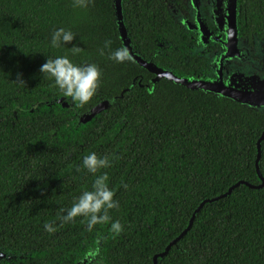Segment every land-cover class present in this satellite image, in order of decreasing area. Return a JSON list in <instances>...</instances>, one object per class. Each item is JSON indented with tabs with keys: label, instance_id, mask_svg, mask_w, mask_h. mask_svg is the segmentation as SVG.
I'll list each match as a JSON object with an SVG mask.
<instances>
[{
	"label": "trees",
	"instance_id": "16d2710c",
	"mask_svg": "<svg viewBox=\"0 0 264 264\" xmlns=\"http://www.w3.org/2000/svg\"><path fill=\"white\" fill-rule=\"evenodd\" d=\"M183 1L120 0L125 46L114 0H89L86 9L74 0H0V252L10 257L0 264H153L203 201L156 264H264V185L255 165L264 179V106L157 77L222 81L204 78L210 60L191 52L189 30L174 19ZM233 1L234 37L248 62L237 73L264 79V0ZM60 28L75 39L54 48ZM73 46L83 51L74 55ZM121 47L131 60L110 58ZM58 56L103 73L83 107L40 71ZM93 152L111 161L97 175L108 174L119 207L92 231L83 217L61 226L92 190L96 176L82 162ZM238 181L259 187L239 184L210 201ZM117 220L124 231L113 238ZM46 222L57 231L47 232Z\"/></svg>",
	"mask_w": 264,
	"mask_h": 264
},
{
	"label": "clouds",
	"instance_id": "9594fccd",
	"mask_svg": "<svg viewBox=\"0 0 264 264\" xmlns=\"http://www.w3.org/2000/svg\"><path fill=\"white\" fill-rule=\"evenodd\" d=\"M89 0H74L73 7L87 8ZM75 35L70 30L64 28L57 29L52 34L51 44L54 48L61 47L62 44H70L74 41ZM111 41H105L104 47L110 48ZM18 46V45H17ZM19 47V46H18ZM72 53L79 54L83 49L79 46L71 48ZM100 55H104V49L99 50ZM110 58L118 63H123L132 59L129 50L121 47L111 53ZM44 78L54 80L55 86L65 98H70L76 107H83L88 104L96 95L101 86L103 73L96 64L77 65L67 56H58L55 59H48L40 68ZM23 83V81H18ZM83 168L96 176L92 184V190H85L75 200L66 215L60 217L61 226L68 222H74L77 217H83L87 223L88 231H92L96 225H103L110 222V210L117 209L119 202L114 199L115 191L109 188L108 174L102 169L111 166V161L107 155L100 157L95 152L83 158ZM128 187L127 184L124 185ZM44 228L49 233H54L57 228L52 223H45ZM110 234L113 238L119 236L123 231V225L119 220L112 222ZM98 253H92L95 256Z\"/></svg>",
	"mask_w": 264,
	"mask_h": 264
},
{
	"label": "flooded vegetation",
	"instance_id": "af4514ba",
	"mask_svg": "<svg viewBox=\"0 0 264 264\" xmlns=\"http://www.w3.org/2000/svg\"><path fill=\"white\" fill-rule=\"evenodd\" d=\"M203 1L205 2L204 5H202ZM203 1L202 0L198 1L200 5L199 8H201L202 14L204 16L207 15V17L203 18L204 20H206V18L211 17V19L214 21V22L211 21L209 23L210 29L208 27L207 29L210 31L214 29L213 31L214 34L216 35V38L211 36L207 38V40H203L199 36L200 31L190 30L184 25V23L182 22L184 15L186 13L192 15V8L187 0L183 1L184 2L183 7H178L177 9L173 10V16L174 19L181 26L189 30L190 36L193 40V45H191L192 47L191 52H194L199 56H204L208 60H210L209 67L207 68L210 69L211 74L210 75L203 74L204 78L208 77L209 79H216L218 78L219 75H222V81L224 82V84H227L226 81L229 79V76L231 77L235 72H237V70L239 71L243 69L248 62L245 61L246 57L243 55V50L240 48V40H237L236 37H234V42L231 45V47L226 46V44L228 43V38L225 39V36L227 33L223 32L224 25L219 23L216 17L217 14L223 13L224 11L223 5H221L222 2H220L219 0H203ZM232 2L234 1L232 0ZM216 25L218 27H221L220 28L221 32L218 30ZM232 32L233 35H235L234 27H232ZM213 62H215L217 66H215V64L211 66ZM9 259H10L9 255H6V257H4V255L3 256L1 255L0 261L2 260L9 261Z\"/></svg>",
	"mask_w": 264,
	"mask_h": 264
},
{
	"label": "water",
	"instance_id": "95a60500",
	"mask_svg": "<svg viewBox=\"0 0 264 264\" xmlns=\"http://www.w3.org/2000/svg\"><path fill=\"white\" fill-rule=\"evenodd\" d=\"M114 2H115V6H116V18H117V21L119 24V31H120L121 39H122L123 44L125 46H127L128 43H127V40L125 38L124 28H123V25L121 22L120 0H114ZM140 63L144 64V62H142V61H140ZM156 72H157V76L170 77V78L176 80L177 82L186 85L187 87H189L191 89L192 88H200L204 91H212L218 95L229 97V98L237 100L241 103L247 104L248 106H250L252 108L264 106V79H261L260 77H258L256 75H251V77L244 79V83H246V82L248 83V85L246 86V88H248V90L243 91V92H239L240 91L239 88H235V87L231 86V84H228V83L223 84L221 80H217L214 82L194 80V81L189 82L186 80L177 79L174 76H171V75L166 74V73H162L159 71H156ZM104 106H106V105L102 104L101 106H98V107L94 108L93 110H91L90 114L85 116V119H88L91 116H93L94 114L98 113L101 110V108ZM255 165H256L257 174L262 179V183L259 186H262V185H264V179L262 178V176L258 170L257 163ZM239 184H245V185L250 186V187H259V186H253V185H251L245 181H238L225 194L219 195V196L211 199L210 201L217 200V199L229 194L231 192V190ZM204 202L205 201L201 202V204L196 208V210L193 213L192 217L190 218L189 223L186 226V228L183 231H181V233L177 237H175L173 240H171L162 252L153 256V264H156V258L158 256L165 255L169 251L170 247L177 240H179L183 235H185L186 232L191 228L195 213L200 209V207L202 206V204Z\"/></svg>",
	"mask_w": 264,
	"mask_h": 264
},
{
	"label": "rangeland",
	"instance_id": "374dc122",
	"mask_svg": "<svg viewBox=\"0 0 264 264\" xmlns=\"http://www.w3.org/2000/svg\"><path fill=\"white\" fill-rule=\"evenodd\" d=\"M189 2V5L192 8V15L189 14H185L183 17L182 22L184 23V25L190 29V30H196V31H200L199 36L201 39L203 40H207V38L209 37H214L216 38V35L214 34V29L213 30H208L207 27L209 28V23L211 21H213L210 18H206V20H204V17H207V15H203L200 5H199V0H187ZM203 1V0H202ZM220 2H222L221 5H223V13H219L216 15L219 23L224 25V31L226 34L225 39L228 38V43L226 44V46L231 47V45L234 42V35L232 32V27H233V14H234V2H232V0H219ZM205 2L203 1L202 5H204ZM195 13V14H194ZM214 22V21H213ZM215 24V23H214ZM217 26V25H216ZM218 30L220 31L221 27H218ZM210 29V28H209ZM221 32V31H220ZM237 53V52H236ZM232 55V54H231ZM251 76H243L241 74H238L237 72L234 73L231 77L229 76V79L226 81V83L231 84V86L235 87V88H239V92H243L248 90V88H246V86L248 85V83H244V79H247ZM222 83L224 84V82L222 81ZM2 252H0V258L1 255L4 257H6L5 254H1Z\"/></svg>",
	"mask_w": 264,
	"mask_h": 264
}]
</instances>
